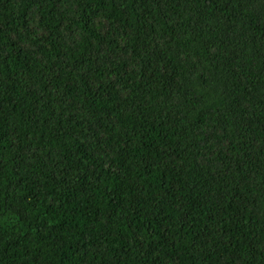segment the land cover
<instances>
[{"label": "trees", "instance_id": "trees-1", "mask_svg": "<svg viewBox=\"0 0 264 264\" xmlns=\"http://www.w3.org/2000/svg\"><path fill=\"white\" fill-rule=\"evenodd\" d=\"M0 264H264V0H0Z\"/></svg>", "mask_w": 264, "mask_h": 264}]
</instances>
